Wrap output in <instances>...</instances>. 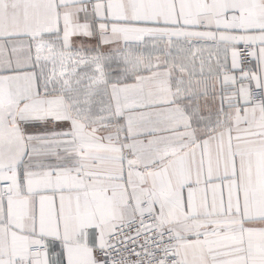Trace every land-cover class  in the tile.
Wrapping results in <instances>:
<instances>
[{"label":"snow or ice","instance_id":"obj_1","mask_svg":"<svg viewBox=\"0 0 264 264\" xmlns=\"http://www.w3.org/2000/svg\"><path fill=\"white\" fill-rule=\"evenodd\" d=\"M0 264H264V0H0Z\"/></svg>","mask_w":264,"mask_h":264}]
</instances>
